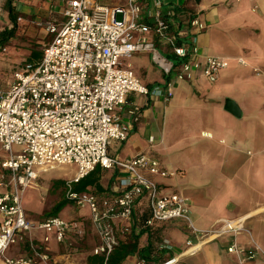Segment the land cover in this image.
Listing matches in <instances>:
<instances>
[{
    "label": "built area",
    "instance_id": "1",
    "mask_svg": "<svg viewBox=\"0 0 264 264\" xmlns=\"http://www.w3.org/2000/svg\"><path fill=\"white\" fill-rule=\"evenodd\" d=\"M63 17L59 27L46 25L52 39L40 59L25 63L13 73L8 88H0V146L9 153L0 162V169L9 172L8 180L0 175V187L8 188L0 193V257L9 245L34 229L52 234L57 244L68 236H82L83 225L77 220L51 216L33 224L22 209V197L37 179L36 170L60 165L76 166L74 179L65 184V199L75 207L89 208L90 224L99 239L93 254L102 255L105 261L116 245V223L128 222L142 199L150 214L148 225L171 220L187 223L197 241L185 242L186 248L178 256L181 258L194 255L203 243L223 235L247 233L243 218L220 220L207 230H196L184 200L175 193H160L158 186L140 171L161 178L173 173L146 155L120 161L108 154L110 144L125 141L139 119V109L134 107L128 112L130 122L121 121L119 113L128 94L167 103L174 83H188L196 77L213 83L219 71L227 69L228 59L199 54L192 34L202 28L198 19L186 20L182 28L176 20L175 5L169 0H125L115 7L99 0H67ZM188 36L191 40L186 39ZM160 46L165 47L164 51ZM140 52L150 54L164 75V84L143 85L120 62V58ZM235 61L246 65L241 58ZM253 72L264 78V70ZM12 146H18L20 151L12 154ZM97 167L128 174L119 180L118 195L97 200L93 194L72 190ZM48 241L49 237H45L44 242ZM29 247L31 257L5 259L4 263L50 264L47 253L32 244ZM159 250L170 247L164 241ZM227 251L248 259L257 252L264 255L253 242L248 250L239 249L233 242ZM178 257L158 264H175ZM134 264L147 262L138 259Z\"/></svg>",
    "mask_w": 264,
    "mask_h": 264
},
{
    "label": "crops",
    "instance_id": "2",
    "mask_svg": "<svg viewBox=\"0 0 264 264\" xmlns=\"http://www.w3.org/2000/svg\"><path fill=\"white\" fill-rule=\"evenodd\" d=\"M99 1L115 7L123 4L125 0ZM169 1L175 5L176 20L182 28L186 27V20L192 18H197L202 24L201 30L192 31L199 54L226 58L230 61L229 66L219 71L213 83L206 82L201 77H196L188 83H174L173 89L177 87L180 91L178 90L179 93L167 103L134 93L128 94L126 104L119 113L121 121L124 124L130 122L128 112L134 107L139 109V119L131 126L125 141L110 144L108 154L110 147L114 145L110 156L117 160L124 161L142 154L157 160L162 169L173 173L172 176L161 178L140 171L158 186L160 193H175L184 200L190 213L191 224L196 230H207L220 220L245 219L244 227L247 233L223 235L203 243L194 255L182 258L178 256L186 248L185 242L197 241L187 223L183 220H171L157 224L163 230L162 241L170 247V250L161 251L164 261L178 257L175 264H239L240 259L243 260L242 264H264L262 253L257 252L248 259L246 255L237 256L227 251L233 242L242 250L250 249L253 242L264 253V140L256 138V129L264 131V78L257 77L253 72L256 69L264 70V0ZM11 2L14 14L20 18L19 22L24 17L37 24H53L57 27L64 22L63 11L67 6V0H11ZM4 16L8 17L7 11H4ZM16 23L10 22L9 25L7 22L6 26L10 28L6 30L12 29L13 25L16 28ZM51 39L52 36L43 41L41 52ZM186 39L191 40V36ZM222 46L233 52L232 55H226L227 52L221 50ZM164 49L165 47L160 46L161 51ZM238 58L246 65H238L235 61ZM127 66L129 67L128 64ZM141 72L146 75L144 69ZM206 83L210 86L205 89ZM142 84L152 86L159 83L153 80V83ZM195 92L201 96H213L211 101L213 106L203 109L181 106ZM225 99L235 101L241 111L240 118H235L223 109ZM198 113L206 114L205 117L199 118L200 121H205L200 130V138L201 135L204 138L202 143L194 144L189 126L178 117L182 114ZM251 120L253 125H250ZM242 124H245L247 129H244ZM11 150L12 154H16L20 148L12 146ZM8 157L9 153L0 146V162ZM41 170L43 171L36 170L37 179L25 190L22 198L25 217L33 224L47 218V214L57 204L52 197L49 198L44 207L46 211L40 216L34 210L26 211L24 207L28 191H41L28 190L33 183L40 182ZM102 171L100 184L103 190L98 193L88 192L95 195L97 200L118 195L121 192L119 180L128 177V174L120 169ZM1 174L8 180L9 172L0 169ZM73 179L74 177L56 180L63 185L64 190H60L63 191L61 200L65 199V184ZM7 190L8 188L0 187V193ZM118 226L122 227L121 222L116 223L115 229ZM92 231L95 235L94 230ZM45 237H49L46 243ZM163 242L157 245L158 250ZM30 244L47 253L50 264H57L65 258L63 255L65 248L72 247L73 240L67 237L64 244H57L52 234L34 229L24 233L22 240L9 245L0 257V264H5V259L31 257ZM144 244L145 237H141L140 247ZM131 258L132 262L127 261L130 259L128 257L123 264H134L138 260L136 257Z\"/></svg>",
    "mask_w": 264,
    "mask_h": 264
},
{
    "label": "rangeland",
    "instance_id": "3",
    "mask_svg": "<svg viewBox=\"0 0 264 264\" xmlns=\"http://www.w3.org/2000/svg\"><path fill=\"white\" fill-rule=\"evenodd\" d=\"M104 1V0H102ZM4 1L0 0V32L4 29L10 28L6 26V23L10 25L9 18L4 16V11L6 12L4 6ZM30 18L24 17L19 22L16 20V28L13 30L12 37L8 40L0 41V88L6 89L13 80V73L17 70H20L25 63L29 62L31 54L33 52H41L42 43L46 39L48 40L51 35H47L45 31L46 24L31 22ZM10 21V22H9ZM223 52H227L226 55H232L227 48L224 46L221 47ZM120 62L123 66L129 65L130 69L136 74L141 83H153V80H156L157 83L163 84L164 75L162 71L152 62L149 53H135L130 58H120ZM232 65V64H231ZM144 69L146 75L141 72ZM207 82V81H206ZM205 89L207 86H210L209 83L205 84ZM180 88V87H178ZM180 89L174 88L172 92V97L170 101L175 97L176 93H179ZM253 91V89H248ZM178 91V92H177ZM213 96L210 95H198L197 92L191 95L190 99H186L184 104L181 106L189 108H210L213 106L211 101ZM240 102V101H239ZM205 113L201 114H182L178 118H182L184 123L189 126V131L192 133L191 138L194 139V144H200L203 142V136L200 138V130L203 128L205 121H200L199 118L205 117ZM250 125H253L251 120ZM249 125V127H250ZM244 129H247L245 124H242ZM198 134V135H197ZM198 138V139H197ZM256 138L258 140H264V131L262 129H256ZM117 143V142H112ZM111 143V144H112ZM114 145L109 149L110 154L113 152ZM109 154V155H110ZM103 172V171H101ZM39 175L38 183H33L28 190H41L39 192L28 191L25 195L24 207L26 211L36 212L39 216L45 213L44 207L49 198L55 200V204L58 203L63 196H61L60 190L63 189V185L57 183L58 179H66L74 177L75 165H60L53 168H45L41 170ZM108 174V172H105ZM42 181V182H41ZM24 196V195H23ZM23 198V197H22ZM40 199H45V202H41ZM24 200V201H25ZM49 215V213L47 214ZM55 216L58 218L69 221L77 220L83 224V234L82 236H74L72 247L65 248L64 259L57 264H85L86 257L88 254L93 252V249L98 245V240L96 233L94 235V228L90 227L91 214L87 205L83 207H75L71 203H66L61 209H59ZM92 229V230H91ZM95 232V230H94ZM133 258L130 257L127 261L132 262ZM164 261V260H163ZM162 261V262H163ZM160 263V262H159Z\"/></svg>",
    "mask_w": 264,
    "mask_h": 264
},
{
    "label": "trees",
    "instance_id": "4",
    "mask_svg": "<svg viewBox=\"0 0 264 264\" xmlns=\"http://www.w3.org/2000/svg\"><path fill=\"white\" fill-rule=\"evenodd\" d=\"M11 0H4V8L8 13V18L13 24L16 22ZM15 26L12 29L0 32V41L7 40L12 36ZM42 52H33L29 62H36L40 59ZM104 169L95 168L93 172L79 180L72 186V190L77 193L96 192L103 190L100 184L101 171ZM91 190V191H90ZM66 203L65 199L59 201L48 217L55 216L56 212ZM150 214L146 202L139 201L132 218L128 222H121L122 227L115 229L116 245L108 255L106 261L102 255H94L93 252L87 255L85 264H123L128 257H136L145 260L148 264H154L163 260V254L157 249V245L163 242V230L157 224L148 225ZM120 224V223H119ZM121 226V225H120ZM70 237V236H68ZM141 237H145V244L140 247ZM74 236H71L70 239ZM66 241V239H65ZM64 241V242H65ZM64 242L62 244H64ZM61 244V245H62ZM97 246V245H96ZM95 246V247H96Z\"/></svg>",
    "mask_w": 264,
    "mask_h": 264
},
{
    "label": "water",
    "instance_id": "5",
    "mask_svg": "<svg viewBox=\"0 0 264 264\" xmlns=\"http://www.w3.org/2000/svg\"><path fill=\"white\" fill-rule=\"evenodd\" d=\"M223 109L235 118L241 117V111L238 105L231 99H225Z\"/></svg>",
    "mask_w": 264,
    "mask_h": 264
}]
</instances>
